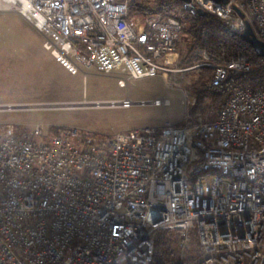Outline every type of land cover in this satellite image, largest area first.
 I'll list each match as a JSON object with an SVG mask.
<instances>
[{"label":"built area","instance_id":"built-area-1","mask_svg":"<svg viewBox=\"0 0 264 264\" xmlns=\"http://www.w3.org/2000/svg\"><path fill=\"white\" fill-rule=\"evenodd\" d=\"M130 2L0 0V13L20 14L69 72L94 68L127 91L120 100L0 103V110L129 108L137 103L129 82L158 75L181 88L191 108L197 91L187 71L211 68L219 85L264 66V57L230 56L206 40L187 54L179 49L185 22L158 10L132 14ZM183 9L216 14L238 35L249 24L264 42V0H184ZM160 230L178 233L182 252L196 236L201 254L180 264H264V87H238L214 119L102 141L78 127L51 134L41 124L3 126L0 264H154Z\"/></svg>","mask_w":264,"mask_h":264},{"label":"rangeland","instance_id":"rangeland-1","mask_svg":"<svg viewBox=\"0 0 264 264\" xmlns=\"http://www.w3.org/2000/svg\"><path fill=\"white\" fill-rule=\"evenodd\" d=\"M43 36L20 14L0 13V103H45L120 100L127 91L118 85L117 78L98 73L72 74L43 47ZM190 37L182 36L179 49L190 54L194 46ZM202 71V70H201ZM201 71H187L194 83ZM182 77L181 79H184ZM128 93L137 103L129 108L119 106H76L0 110V132L4 125L13 124L20 130H32L41 124L45 131L56 127H78L100 141L115 133L136 128L162 126L170 122L184 124L198 119H214L217 111L203 110L190 114L181 88L168 86L163 77L132 79ZM164 97L169 104L149 103ZM144 101L147 103H138ZM178 242V238H177ZM196 236L182 252L178 248V262L188 256H199ZM201 249V248H200Z\"/></svg>","mask_w":264,"mask_h":264},{"label":"trees","instance_id":"trees-1","mask_svg":"<svg viewBox=\"0 0 264 264\" xmlns=\"http://www.w3.org/2000/svg\"><path fill=\"white\" fill-rule=\"evenodd\" d=\"M184 0H131L130 13L158 10L163 14H172L179 20L185 22L182 29V36L190 37L193 42L192 46L203 44H220L224 47L225 52L230 56L240 53H248L251 57L256 58L252 46L244 41L240 35L230 29L226 23L216 14L205 13L190 15L183 9ZM214 79V71L205 67L193 83L197 91L196 103L190 108V114H196L200 106L205 110L217 111L224 106L233 92L240 86H249L253 89L264 87V66L253 73L231 74L219 85L211 84ZM61 128L56 127L50 131L51 134H57ZM91 135V134H90ZM178 233L165 230L157 231L154 235L155 251L154 264H176L178 262ZM198 252L201 249L197 244ZM197 256L190 255L185 262L195 260Z\"/></svg>","mask_w":264,"mask_h":264},{"label":"water","instance_id":"water-1","mask_svg":"<svg viewBox=\"0 0 264 264\" xmlns=\"http://www.w3.org/2000/svg\"><path fill=\"white\" fill-rule=\"evenodd\" d=\"M224 2H227V0H223ZM200 14H205L206 12L202 9H200ZM241 38L246 41L247 43H249L252 48L254 49L255 53L258 56L264 57V42H262L261 40H259L254 32L252 27L248 24L247 28L245 30V32L243 34L240 35Z\"/></svg>","mask_w":264,"mask_h":264},{"label":"crops","instance_id":"crops-1","mask_svg":"<svg viewBox=\"0 0 264 264\" xmlns=\"http://www.w3.org/2000/svg\"><path fill=\"white\" fill-rule=\"evenodd\" d=\"M15 103H27V102H15Z\"/></svg>","mask_w":264,"mask_h":264},{"label":"bare ground","instance_id":"bare-ground-1","mask_svg":"<svg viewBox=\"0 0 264 264\" xmlns=\"http://www.w3.org/2000/svg\"><path fill=\"white\" fill-rule=\"evenodd\" d=\"M53 106H56L57 104H52Z\"/></svg>","mask_w":264,"mask_h":264}]
</instances>
